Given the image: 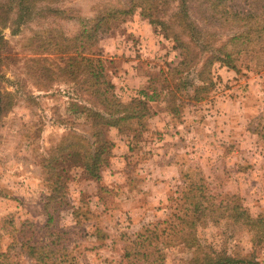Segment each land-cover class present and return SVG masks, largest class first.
<instances>
[{
  "label": "rangeland",
  "instance_id": "1",
  "mask_svg": "<svg viewBox=\"0 0 264 264\" xmlns=\"http://www.w3.org/2000/svg\"><path fill=\"white\" fill-rule=\"evenodd\" d=\"M131 1L135 7L111 20L97 47L122 101L140 98L142 90L154 97L148 100L150 114L142 126L130 121L123 130L107 129L111 153L99 181L82 174L74 161L67 165L68 197L81 212L77 220L72 209H63L59 223L74 232L70 246L77 264H120L125 246L139 232L155 225L163 228L173 219L191 179L202 178L215 195H236L253 216L264 213V54H241L236 69L215 62L210 74L214 85L201 100L179 96L170 102L163 89L164 72L185 56L173 34L188 42L181 0H0L3 248L9 241L1 228L5 219L12 217L17 226L27 218L45 221L42 204L51 176L42 167L44 158H53L89 128L74 104L79 93L82 99H93L90 91L76 89V76H86L66 70L81 19L128 9ZM186 1L189 22L205 33H220L213 40L215 48L241 30L239 23L208 19L211 0ZM228 1V10L264 3ZM148 14L168 21L173 32L152 25ZM129 78L134 83H126ZM191 90L187 87L182 95ZM177 104L179 115L171 112ZM195 235L200 248L164 235L165 242L176 241L161 246L163 264H207L206 255L216 254L264 264V240L255 239L242 224L208 217L197 225Z\"/></svg>",
  "mask_w": 264,
  "mask_h": 264
},
{
  "label": "trees",
  "instance_id": "2",
  "mask_svg": "<svg viewBox=\"0 0 264 264\" xmlns=\"http://www.w3.org/2000/svg\"><path fill=\"white\" fill-rule=\"evenodd\" d=\"M226 1L228 0H211L210 4L207 3L213 12L208 19H216L221 24L233 21L239 23L241 30L229 34L226 42L217 48L213 40L219 39L220 33H205L199 25L189 22L187 1H180L184 23L188 27V40H186L188 42H185L178 33L173 34L185 56L180 64L164 72L163 89H167L165 93L168 100L174 101L179 96L201 100L204 97L202 94L210 91L214 85L210 74L215 62L220 61L236 69V62L241 54H264V3L260 4L257 1L256 7L250 5L247 8L228 10L229 1ZM130 5L128 9L108 10L97 17L81 19L82 27L74 38V53L66 60V70L86 76L81 79L76 76V89L84 88L85 91H90L93 99H82L79 93L77 95L80 97H76L78 102L74 104L80 114L86 117L89 128L84 134H76V142L63 145L64 147L60 148L53 158L48 161L44 158L42 167L46 174L51 176L49 191L44 196L42 204L45 221L37 222L27 218L17 226L12 217L5 219L1 228L8 234L9 241L3 248L1 237L4 232H2L0 264H23L27 261L31 264H77L76 255L70 246L74 232L65 229L59 223L63 209H72V214L77 220L81 212V208L73 206L68 197L67 165L72 160L73 166L82 170V174L99 181L102 178V167L107 163L111 153L112 141L108 138L107 129L117 127L123 130L130 121L142 126L143 119L150 114L148 100L154 97L142 90L140 98L127 103L122 101L115 83L106 72V61L97 47L100 37L110 31L111 20L130 12L135 4L131 1ZM203 5L209 10L206 4ZM147 17L152 25H161L165 30L172 31L171 26H167L168 21L157 20L152 14H148ZM219 28L220 26L217 27ZM201 65L203 67L198 70ZM195 69V77L191 79L190 73ZM187 87H192L191 92L182 95ZM153 93L159 92L153 91ZM3 111L2 100V114ZM171 112L179 115V105L171 106ZM137 133L138 131L135 130L136 135ZM179 201L178 211L173 214V219L165 227L161 228L157 225L147 227L125 246L123 261H120V264H138L139 261L145 264H163L165 258L161 246L176 241L174 239L165 242L164 235L179 236V239H184V243L200 248L195 230L197 225L208 217H216L217 221L230 219L247 227L258 241L264 240V213L258 216L251 215L236 195L213 194L202 178L191 179L181 193ZM205 259L207 264H258L253 258L217 254L206 255Z\"/></svg>",
  "mask_w": 264,
  "mask_h": 264
},
{
  "label": "crops",
  "instance_id": "3",
  "mask_svg": "<svg viewBox=\"0 0 264 264\" xmlns=\"http://www.w3.org/2000/svg\"><path fill=\"white\" fill-rule=\"evenodd\" d=\"M113 82L117 84L116 81H113ZM127 82H132V83H134V78H129V79L126 81V83H127ZM121 83H124V81L121 80ZM139 83H140V82H139Z\"/></svg>",
  "mask_w": 264,
  "mask_h": 264
},
{
  "label": "water",
  "instance_id": "4",
  "mask_svg": "<svg viewBox=\"0 0 264 264\" xmlns=\"http://www.w3.org/2000/svg\"><path fill=\"white\" fill-rule=\"evenodd\" d=\"M0 109H1V107H0ZM1 114V113H0Z\"/></svg>",
  "mask_w": 264,
  "mask_h": 264
}]
</instances>
